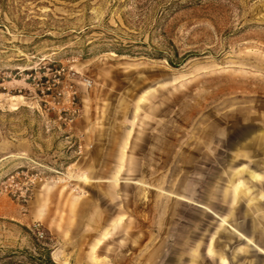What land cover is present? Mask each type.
<instances>
[{
    "label": "rangeland",
    "instance_id": "1",
    "mask_svg": "<svg viewBox=\"0 0 264 264\" xmlns=\"http://www.w3.org/2000/svg\"><path fill=\"white\" fill-rule=\"evenodd\" d=\"M105 136L136 162H81ZM46 249L264 264V0H0V264Z\"/></svg>",
    "mask_w": 264,
    "mask_h": 264
},
{
    "label": "crops",
    "instance_id": "2",
    "mask_svg": "<svg viewBox=\"0 0 264 264\" xmlns=\"http://www.w3.org/2000/svg\"><path fill=\"white\" fill-rule=\"evenodd\" d=\"M85 132V133H84ZM87 129L83 130L84 137L87 138ZM97 138L100 139V137L97 136ZM106 138V136H105ZM109 138V137H108ZM108 138L103 139L99 141V139L94 140L93 143L92 141L88 140V143L92 144V149L88 150L85 158L81 160V162L87 163H95L96 165H120L122 163H129V162H136L134 161L135 155L129 152L128 150V144L126 142H123L121 139L119 141L111 142ZM259 132H253L252 134L249 135V137L246 138L245 141H257L259 139ZM106 140V141H105ZM87 148V147H86ZM138 154L143 155L144 152H137ZM116 167V166H115ZM89 179L93 181L94 183H110L113 181H116L118 179L117 173L114 172H104L100 170L95 171H90ZM105 185V184H103ZM92 197H83L82 199L79 200L83 205H87L91 208L92 211L100 212L99 206H97V202L92 200Z\"/></svg>",
    "mask_w": 264,
    "mask_h": 264
},
{
    "label": "trees",
    "instance_id": "3",
    "mask_svg": "<svg viewBox=\"0 0 264 264\" xmlns=\"http://www.w3.org/2000/svg\"><path fill=\"white\" fill-rule=\"evenodd\" d=\"M169 60H170V59H169ZM44 258H45V261H46L47 264H56V263H54V262L52 261L48 249L45 250Z\"/></svg>",
    "mask_w": 264,
    "mask_h": 264
}]
</instances>
